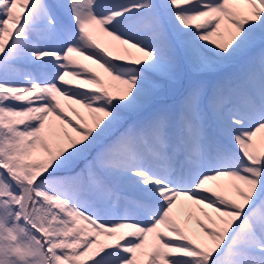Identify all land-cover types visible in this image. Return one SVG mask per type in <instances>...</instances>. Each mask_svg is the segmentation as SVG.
<instances>
[{
  "label": "snow or ice",
  "instance_id": "1",
  "mask_svg": "<svg viewBox=\"0 0 264 264\" xmlns=\"http://www.w3.org/2000/svg\"><path fill=\"white\" fill-rule=\"evenodd\" d=\"M0 264H264V0H0Z\"/></svg>",
  "mask_w": 264,
  "mask_h": 264
}]
</instances>
